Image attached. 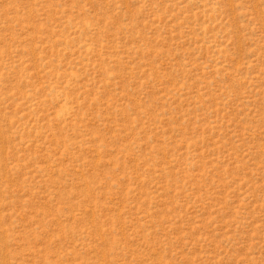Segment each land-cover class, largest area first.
<instances>
[{
	"label": "rangeland",
	"instance_id": "obj_1",
	"mask_svg": "<svg viewBox=\"0 0 264 264\" xmlns=\"http://www.w3.org/2000/svg\"><path fill=\"white\" fill-rule=\"evenodd\" d=\"M0 264H264V0H0Z\"/></svg>",
	"mask_w": 264,
	"mask_h": 264
}]
</instances>
